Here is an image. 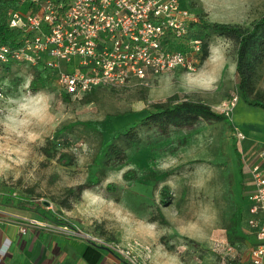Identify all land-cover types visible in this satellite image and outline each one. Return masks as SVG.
Returning a JSON list of instances; mask_svg holds the SVG:
<instances>
[{"label": "rangeland", "instance_id": "374dc122", "mask_svg": "<svg viewBox=\"0 0 264 264\" xmlns=\"http://www.w3.org/2000/svg\"><path fill=\"white\" fill-rule=\"evenodd\" d=\"M189 2L216 21L250 23L264 13V0H181V5ZM199 55L189 52V65L150 74L144 81L98 87L89 102L64 98L57 81L37 91L44 94L45 110L29 133L32 142H17L0 130V155L15 169L0 176V193L10 190L16 197H28V203L42 200L55 210L60 207L64 190L86 181L98 146L93 131L81 124L68 128L70 123L98 120L110 135L144 114L152 102L174 94L203 100L220 112L221 103L238 93L234 48L215 37L209 56L201 61ZM2 75L3 97L27 98L37 93L29 89L28 64L14 63L9 71L0 64ZM258 86L264 89V68ZM4 104L0 100V108ZM262 114L263 107L239 97L228 116L231 121L251 117L260 122ZM140 132V147L128 149L125 163L109 168L95 189L71 198L70 208L62 206L61 220L84 235L122 246L134 241L148 245L149 252L138 253L146 264H243L244 246L229 242L225 230L234 210L242 218L247 216L244 193L249 177L239 166L233 142L240 149V139L235 129L224 121L200 120L192 127H173L167 134L156 129ZM48 140L54 142L53 155L44 151ZM61 151L71 152L74 163L63 164L58 159ZM131 168L137 170L136 177L125 178L124 172ZM108 183L116 184L118 190L108 189ZM164 185L170 188L167 203L161 200Z\"/></svg>", "mask_w": 264, "mask_h": 264}, {"label": "built area", "instance_id": "2783aa9c", "mask_svg": "<svg viewBox=\"0 0 264 264\" xmlns=\"http://www.w3.org/2000/svg\"><path fill=\"white\" fill-rule=\"evenodd\" d=\"M8 1L15 4L6 10L7 23L22 34L14 44L0 41V62L41 64L54 70L57 83L73 99H82L98 87L144 81L150 74L189 65L188 53H200L202 48V40L190 36L198 16L188 5L183 7L181 0ZM3 94L0 86V97ZM238 98L236 93L224 100L219 111L230 114ZM235 134L240 140L246 137L239 129ZM245 166L253 182L247 224L258 240L246 264H264V164L251 162ZM4 216L11 214L0 207V218ZM28 223L36 220L28 219ZM87 237L130 264L147 263L138 253L149 252L148 245L134 241L122 246Z\"/></svg>", "mask_w": 264, "mask_h": 264}, {"label": "trees", "instance_id": "16d2710c", "mask_svg": "<svg viewBox=\"0 0 264 264\" xmlns=\"http://www.w3.org/2000/svg\"><path fill=\"white\" fill-rule=\"evenodd\" d=\"M14 4L8 0H0V41L11 44L16 43L22 34L21 30L12 29L7 23L6 10ZM188 5L198 16V20L191 25L190 36H195L202 40V48L199 53L200 60L204 61L209 56L210 46L215 37L223 38L231 43L235 54V71L239 97L249 104L264 108V89L258 86L264 68V13L250 23L223 22L210 20L207 18L206 12L201 7H195L192 2H189ZM14 63L19 62H0L5 71H9ZM30 67L32 77L29 82V89L32 92L44 89L52 85L53 81H56L54 70L41 64L31 65ZM3 75L0 76V80ZM92 91L87 93L82 100L85 102L92 101ZM63 95L66 99L70 98L67 92H64ZM200 120L224 121L233 128L230 116L223 112L215 111L209 103L189 98L180 99L176 94L164 100L152 102L150 108L144 114L137 116L129 125L113 131L110 135L104 133L103 127L98 120H83L70 123L68 128H72L75 124H81L93 131L98 137V146L93 155L86 181L67 187L64 190L65 196L61 199V206L58 209L62 210V206L70 208L71 198L79 197L86 189H95L109 168H115L125 163L128 158V149L138 148L143 142L141 130L156 129L160 133L167 134L173 127H192L198 124ZM53 143V140H48L44 147V151L48 155H53L52 151H55ZM233 145L239 159V166H241V154L237 143L234 141ZM58 159L67 165L73 164L75 160L74 155L67 151L59 152ZM136 174L137 170L131 168L126 170L123 175L125 178H134ZM107 188L114 191L118 190V186L114 183H108ZM29 190L32 191L33 189ZM12 193L10 190L4 192L3 203L11 204L18 201ZM170 198V188L168 185H164L161 190V200L167 203ZM128 199L137 201L136 198L132 197H128ZM36 202L37 207H43L48 203L42 200H37ZM30 204L33 203L31 202ZM157 211L158 215L163 218L164 215L160 207H158ZM246 218L247 216L242 218L237 210L231 213L225 229L229 242L234 243L246 238L245 232L240 228V224Z\"/></svg>", "mask_w": 264, "mask_h": 264}, {"label": "crops", "instance_id": "0c3cea01", "mask_svg": "<svg viewBox=\"0 0 264 264\" xmlns=\"http://www.w3.org/2000/svg\"><path fill=\"white\" fill-rule=\"evenodd\" d=\"M232 125L246 135L240 140V149L238 147L241 166L246 170V163L264 164V118L259 122L251 117H240L233 120ZM247 174L249 181L244 198L248 204L253 182ZM3 195L1 192L0 207L11 216L0 218V264H130L120 254L88 238L90 234L71 232V225L59 217L60 209L55 210L48 203L37 207V200L30 204L28 197L15 196L18 201L6 204L2 201ZM246 213V220L240 224L246 235L239 241L244 246L243 264L249 261L251 248L258 243L255 231L247 224L248 205ZM28 219L36 220V223H28ZM23 226H26L25 231Z\"/></svg>", "mask_w": 264, "mask_h": 264}, {"label": "clouds", "instance_id": "9594fccd", "mask_svg": "<svg viewBox=\"0 0 264 264\" xmlns=\"http://www.w3.org/2000/svg\"><path fill=\"white\" fill-rule=\"evenodd\" d=\"M44 94L37 92L30 97H0L5 104L0 108V130L4 132L9 139L17 138V142L27 140L32 142L30 132L34 131L35 125H38L41 114L45 110ZM0 139H3L0 136ZM15 171L13 164L0 155V176H6Z\"/></svg>", "mask_w": 264, "mask_h": 264}]
</instances>
